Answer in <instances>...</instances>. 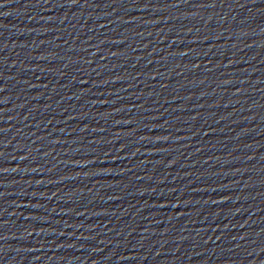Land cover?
<instances>
[{"label": "water", "instance_id": "1", "mask_svg": "<svg viewBox=\"0 0 264 264\" xmlns=\"http://www.w3.org/2000/svg\"><path fill=\"white\" fill-rule=\"evenodd\" d=\"M0 264H264V0H0Z\"/></svg>", "mask_w": 264, "mask_h": 264}]
</instances>
